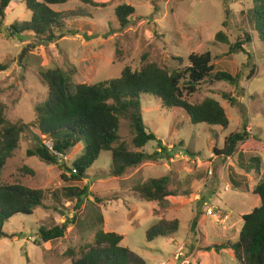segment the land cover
<instances>
[{
    "label": "rangeland",
    "instance_id": "obj_1",
    "mask_svg": "<svg viewBox=\"0 0 264 264\" xmlns=\"http://www.w3.org/2000/svg\"><path fill=\"white\" fill-rule=\"evenodd\" d=\"M26 1L13 0L0 19V64L7 67L0 72V104L11 123L21 121L30 128L7 161L1 183L41 190L44 198L43 207L34 215H16L3 226L7 237L0 240V264H71L69 251L78 259L79 248L91 243L98 230L122 236L121 246L131 253L129 264H239L231 252H216L212 247L235 243L243 225L241 217L260 205L252 192L233 190L230 177L251 189L258 177L254 172L246 174L234 159L214 158V150H221L225 138L244 127L262 140L258 151L245 153L244 159L254 156L264 163V43L247 18L251 3L230 2L226 15L223 0H68L50 7L68 17V33L54 42L41 43L29 34H10L11 26H21L31 18ZM121 5L135 11L124 28L115 17L116 7ZM219 32L225 35L226 44L215 40ZM246 34L251 44L244 50L252 59L240 51L229 53V47ZM205 52L214 57L217 71L229 73L238 84L206 83L187 99L191 104L208 97L215 99L225 110L227 128L192 124L183 111L163 108L154 98L143 97V122L166 150L149 142L141 151L147 156L161 154L128 169L123 177L110 176L109 152L100 154L78 184L69 181L70 172L26 157L34 144V108L47 96L38 77L41 70L61 69L75 85H95L118 78L125 67L135 70L148 62L170 70L182 69L188 65L189 55ZM223 95L234 99L235 104L232 106ZM132 138L128 123L121 121L119 139L130 143ZM82 151L83 144L77 145L61 158L62 163L72 169ZM195 171H202V177L196 178ZM62 173L67 181L61 178ZM165 176L170 177L168 189L173 197L161 204L138 198L135 187ZM220 183L221 193L214 201ZM73 185L80 189L86 186L92 196L83 198L78 206L65 200L62 189ZM210 201L224 211L217 220L203 213ZM72 217L75 225L66 229L64 239L52 244L39 240L41 227L60 225ZM99 217H103L102 223ZM175 221L176 233L146 241L145 234L152 226Z\"/></svg>",
    "mask_w": 264,
    "mask_h": 264
},
{
    "label": "trees",
    "instance_id": "obj_2",
    "mask_svg": "<svg viewBox=\"0 0 264 264\" xmlns=\"http://www.w3.org/2000/svg\"><path fill=\"white\" fill-rule=\"evenodd\" d=\"M12 1L0 0V19L4 18L5 10ZM67 1L27 0L26 8L31 13V18L21 26H11V36L29 34L41 43H51L63 37L69 31L66 30L68 17L53 11L50 7L64 5ZM243 1L251 3L247 18L253 23L252 28L258 40L264 43V0H223L225 14H228V3ZM134 12V8L129 5L116 7L115 17L121 28L128 25V17ZM215 40L227 43L222 32L215 35ZM249 44L251 37L246 34L243 40L229 47V53L240 51L252 59L244 50V46ZM213 60L210 52L201 55L191 54L187 58V67L176 70L148 62L135 70L125 67L118 78L95 85H75L61 69L41 70L38 77L47 89V96L34 108V144L27 149L26 157L36 158L70 172L69 181L78 184L86 178L87 171L98 160L100 154L109 152L110 176L123 177L128 169L136 168L146 160H154L161 154L145 155L141 149L149 142H156L159 150H166L143 122L140 106L143 97L154 98L163 108L183 111L192 124L227 128L229 120L225 110L215 99L208 97L197 104H191L187 99L206 83L224 82L237 86V80L229 73L216 70ZM6 69V65L0 64V72ZM222 98L232 106L235 104V100L229 96L223 95ZM121 121L128 123L132 132L133 138L130 143L119 139ZM29 130L28 125L21 121L11 123L7 119L4 106L0 104V240L7 237L2 228L10 219L16 215L32 216L37 208L43 207L44 193L41 190H32L19 184L1 183V174L7 161L13 157L23 134ZM46 139L49 140L48 143L44 141ZM79 144H83V151L71 164L70 169L62 163L61 158ZM261 144V139L250 135L243 127L241 132L225 138L221 150H214V155L223 160L232 158L238 151V159L235 162H238L240 169L245 173L255 172L259 176L252 194L258 197L260 205L241 217L243 225L237 241L212 247L216 252L231 250L239 264H264V176L260 177L262 160L259 157H252L245 161L242 155L258 151ZM61 178L67 181L64 173ZM169 184L170 177L165 176L151 179L135 187L134 191L143 202L161 204L174 196L168 189ZM232 189L240 193L250 192L247 185L237 183H233ZM91 194L86 186L80 189L75 185L63 188L61 192L65 200L75 201L77 206L82 203L83 198L88 199ZM98 222L102 223L103 217H99ZM71 225H75L74 217L66 218L60 225L41 227L38 230V238L43 243L52 244L64 239L66 229ZM194 225L193 222L192 227ZM177 231V221L169 225H156L148 229L145 238L147 242H152ZM122 240L121 235L98 230L91 243L79 248L76 256L78 259L69 251L70 262L129 264L131 253L121 246Z\"/></svg>",
    "mask_w": 264,
    "mask_h": 264
},
{
    "label": "built area",
    "instance_id": "obj_3",
    "mask_svg": "<svg viewBox=\"0 0 264 264\" xmlns=\"http://www.w3.org/2000/svg\"><path fill=\"white\" fill-rule=\"evenodd\" d=\"M212 172L210 171L209 172V175H211ZM229 190V187H225L224 191H228ZM221 193V183L219 184L218 188L216 189V191L214 192L213 194V200L215 201V199L219 196V194ZM213 201V202H214ZM213 202H209L207 204H205V208L203 209V213L206 217H209V218H213V219H216L217 220V216L218 218L224 214V211L221 210L220 208H218L216 205H214ZM36 240L35 239H32V242L34 243Z\"/></svg>",
    "mask_w": 264,
    "mask_h": 264
},
{
    "label": "crops",
    "instance_id": "obj_4",
    "mask_svg": "<svg viewBox=\"0 0 264 264\" xmlns=\"http://www.w3.org/2000/svg\"><path fill=\"white\" fill-rule=\"evenodd\" d=\"M161 141V140H160ZM244 154L245 153H243L242 155H243V159H244ZM238 152H236V154L232 157V158H227V159H225V160H227V162H229V161H231V160H237L238 159ZM254 157V156H253ZM214 158H219V157H214ZM252 158V157H251ZM221 159V158H220ZM245 160V159H244ZM249 160V159H248ZM262 160V159H261ZM245 161H247V160H245ZM192 162H198V161H194V160H192ZM236 164V166L238 167V168H240V166H239V164H238V162H235ZM262 164H264L263 163V160H262ZM262 168V167H261ZM197 172V177L196 178H201L202 177V171H195V173ZM255 173V172H254ZM231 174H232V171H231ZM246 174H248V173H246ZM255 175L258 177V179H259V176L255 173ZM242 176V175H241ZM232 177L233 176H231L230 177V179H229V182H230V186H231V188L233 187V183H237V184H241V183H238L237 181H235L234 179H232ZM246 177H247V175H246ZM245 176H243V180H245V178H246ZM257 182H258V180H257ZM242 186H244V185H246V184H241ZM248 186V185H247ZM254 189V188H253ZM253 189H251L250 187H249V191L250 192H252L253 191ZM216 191V190H215ZM258 198V197H257ZM259 204H260V201H259ZM222 251H225V252H231L232 253V255L231 256H233L232 258H233V260H235V258H234V255H233V252L231 251V250H222ZM221 252V251H220ZM192 258H193V256H192Z\"/></svg>",
    "mask_w": 264,
    "mask_h": 264
}]
</instances>
